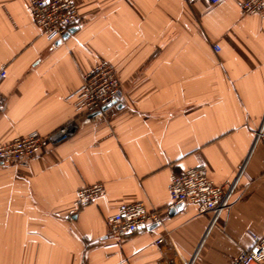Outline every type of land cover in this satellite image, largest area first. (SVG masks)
I'll return each instance as SVG.
<instances>
[{
    "label": "crops",
    "instance_id": "0c3cea01",
    "mask_svg": "<svg viewBox=\"0 0 264 264\" xmlns=\"http://www.w3.org/2000/svg\"><path fill=\"white\" fill-rule=\"evenodd\" d=\"M31 1L0 0V144L75 131L20 165L0 163V264H159L151 243L164 232L193 264H232L264 234V9L74 0L79 24L58 43L39 34ZM100 61L116 71L121 106L88 118L75 92ZM194 167L233 185L230 211L213 221L192 204L168 209L171 176ZM97 183L106 194L69 216L76 191ZM121 201L142 202L163 226L101 245Z\"/></svg>",
    "mask_w": 264,
    "mask_h": 264
},
{
    "label": "built area",
    "instance_id": "2783aa9c",
    "mask_svg": "<svg viewBox=\"0 0 264 264\" xmlns=\"http://www.w3.org/2000/svg\"><path fill=\"white\" fill-rule=\"evenodd\" d=\"M190 2L192 0H185ZM218 3L219 0H207ZM264 9V0H244L240 14L252 16ZM27 13L39 34L48 40H61L67 31L79 24V14L74 0H32ZM218 51L216 45L213 46ZM5 67L0 69V78L5 76ZM122 89L115 69L106 61L82 74L81 84L75 92L76 106L82 115L101 112L110 104H118L122 99ZM5 104V97L0 92V109ZM74 122L42 136L31 133L25 137L0 144V163L2 165H20L22 162L43 154L66 142L74 133ZM233 185L217 186L206 174L203 167L186 169L179 175H172L168 187L170 204L168 209L179 205L192 204L197 214L209 216L212 221L221 213H228V203ZM106 194L105 186L97 183L76 191L75 200L68 215L76 216L90 202ZM163 219L157 212L147 211L140 201H121L116 204L105 219L101 245L119 247L128 237L148 232L150 226L162 227ZM251 246L239 253L232 264H264V234L251 236ZM151 246L153 257L159 264H193L192 259L184 258L177 249L169 232H164L155 239Z\"/></svg>",
    "mask_w": 264,
    "mask_h": 264
},
{
    "label": "water",
    "instance_id": "95a60500",
    "mask_svg": "<svg viewBox=\"0 0 264 264\" xmlns=\"http://www.w3.org/2000/svg\"><path fill=\"white\" fill-rule=\"evenodd\" d=\"M75 30H76V27L70 28V29L67 31V33L62 37L61 40L66 39V38L68 37V35H69V34H72ZM61 40H59L58 43H60ZM112 106H115L116 108H120L121 105H119V104H115L114 102H113V103H110V104L106 105V106L102 109L101 112H96V113L90 115L88 118H94V117L100 115V113H102V112L108 110V109L111 108ZM182 206H183V205H179V206L173 208V209L170 211V214H172V213H173L174 211H176V210H180Z\"/></svg>",
    "mask_w": 264,
    "mask_h": 264
}]
</instances>
